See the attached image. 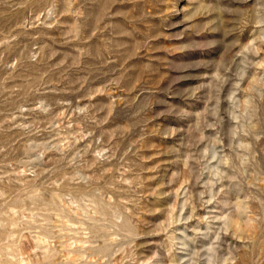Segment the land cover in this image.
Masks as SVG:
<instances>
[{
	"label": "rangeland",
	"instance_id": "rangeland-1",
	"mask_svg": "<svg viewBox=\"0 0 264 264\" xmlns=\"http://www.w3.org/2000/svg\"><path fill=\"white\" fill-rule=\"evenodd\" d=\"M0 264H264V0H0Z\"/></svg>",
	"mask_w": 264,
	"mask_h": 264
}]
</instances>
